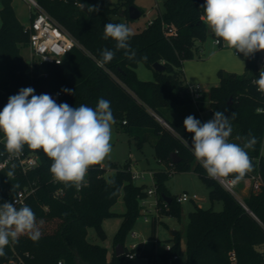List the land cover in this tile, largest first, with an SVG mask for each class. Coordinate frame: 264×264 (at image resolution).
I'll list each match as a JSON object with an SVG mask.
<instances>
[{
    "label": "trees",
    "instance_id": "obj_1",
    "mask_svg": "<svg viewBox=\"0 0 264 264\" xmlns=\"http://www.w3.org/2000/svg\"><path fill=\"white\" fill-rule=\"evenodd\" d=\"M37 1L79 41L81 48L73 49L59 65L30 64L22 55V49L29 46L30 33L17 18L12 0H0V102L3 107L10 96L26 87H32L36 95L41 87L49 88L61 94L55 99L58 104L67 103L71 107L84 104L95 108L99 99L109 100L117 129L134 137L140 146L150 143L160 161H172L171 153H177L181 161L175 164L176 169L197 173L207 185L212 203L223 204L222 211L196 207L189 214L184 235L185 264H264V94L252 83L264 64L259 67L248 62L243 75L220 70L219 83L210 89L208 102L201 96L195 103L183 78L182 66L185 60L193 58L194 50H199L196 41H206L210 33L215 37L201 19L205 0H166L164 12L151 25L130 37V47L136 53L134 59L125 56V50H116V42L104 39L103 33L105 24L121 23L119 17L128 15L135 0L116 4L105 0ZM85 5L89 14L83 10ZM170 29L177 35L168 34ZM103 49L114 51L115 56L100 67L97 61ZM258 55L259 52L256 59ZM139 63L154 71L155 80L138 79ZM156 63L164 64L165 70H154ZM64 88L72 89L74 94L63 92ZM192 105L196 112L204 111L205 106L212 115L216 111L224 112L232 125L230 142L243 145L249 132L256 138L254 147L247 149L252 170L245 176H261L263 184L259 191L248 189L240 200L210 178L196 162L191 150L192 134L168 116ZM233 112L235 119H231ZM193 116L200 120L197 115ZM24 151L37 155L40 167L27 178L17 174L13 179L6 171H0V196L7 200L8 193L22 188L26 180L39 178L40 188L26 205L35 213L38 224L43 221L42 235L35 242L27 235L20 236L18 243L5 248L6 255L0 257V264H77L76 253L85 264H128L129 253H135V258H147L149 264H181L180 258L172 260L176 255L180 257V232L169 240L175 242L172 250L164 251L153 262L154 249L131 251L124 245L125 235L143 212L141 202L147 196L143 187L134 184L129 167L112 166L115 173L106 177L107 169L101 165L91 166L87 186L77 190L62 183L54 184L49 171L52 162L42 150L33 151L25 146ZM167 177L164 172L155 175L159 215L181 220L182 210L177 199L173 197L168 204L162 196L171 197L164 183ZM60 188L64 195L56 198L55 192ZM121 194L126 211L115 237L113 257L108 261V249L103 244L107 239L103 221L115 215L112 208ZM157 224L155 216L151 221L153 239ZM91 229L94 235H90ZM118 245L125 249V254L119 257L115 253Z\"/></svg>",
    "mask_w": 264,
    "mask_h": 264
},
{
    "label": "clouds",
    "instance_id": "obj_2",
    "mask_svg": "<svg viewBox=\"0 0 264 264\" xmlns=\"http://www.w3.org/2000/svg\"><path fill=\"white\" fill-rule=\"evenodd\" d=\"M202 8L201 19L216 37L217 44L223 42L236 55L240 53L245 57L264 51V0H205ZM132 35L124 23L104 26L103 38L113 39L116 50H125L129 59L136 55L129 44ZM114 56V51L103 49L98 66L103 67ZM252 83L264 94V69ZM62 91L74 94L72 89ZM34 93L32 87L21 88L9 97L0 111V133H3L8 161L18 159L25 146L33 151L42 150L52 162L49 171L53 181L81 190L87 186L89 168L103 165L112 151L115 120L111 103L101 98L95 108L84 104L71 107L67 103L58 104L49 94ZM235 117L233 112L231 119ZM183 126L192 134L191 150L195 159L210 178L232 177L234 182H239L252 170L247 149L254 147L256 138L249 132L243 145L230 142L232 125L224 112H214L213 117L203 123L189 115ZM15 167L11 164L7 176H14ZM42 224L43 221L38 224L35 213L27 205L18 208L15 202L0 204V257L5 256V248L18 243L22 235L38 241Z\"/></svg>",
    "mask_w": 264,
    "mask_h": 264
},
{
    "label": "rangeland",
    "instance_id": "obj_3",
    "mask_svg": "<svg viewBox=\"0 0 264 264\" xmlns=\"http://www.w3.org/2000/svg\"><path fill=\"white\" fill-rule=\"evenodd\" d=\"M105 1L116 4L124 0ZM165 1L166 0H135V6L143 12L142 16L137 20H128L127 17L120 16V22L126 24L131 29L132 33L140 32L148 26L150 21H153L164 12ZM12 5L21 24L24 27H28L30 24L28 4L23 0H12ZM1 9L2 4L0 3V11ZM195 45L201 48L198 51L194 50L193 58L184 61L182 66L183 78L189 87L201 88L203 99L206 102H208L210 89L219 83L218 73L220 70L226 73L243 75L246 73L247 62L253 63V65L258 64L259 67L263 65L262 60L264 51L259 52L257 59L256 53L250 57H245L240 53L236 55L232 49L217 47L214 44V37L211 33L206 41H196ZM22 55L30 64L36 62L29 46L22 49ZM136 73L138 79L141 81L155 80L154 71L144 63H139L136 68ZM193 114L197 115L202 122H206L213 117L208 108L203 112H196L193 105L185 110L180 109L176 112L173 111L172 114H168V116L171 117L172 120L183 124L184 119ZM111 145L112 151L103 165H101L108 170L105 175L106 177H110L115 173V169H113L112 166L118 167L119 169L131 167V171L134 173L137 172L142 176L141 178L133 179L134 184L143 187V189L147 191L149 189L157 190L154 179L150 174L155 176L156 174L164 172L168 175L164 183L171 198L174 197L177 199L184 193H187L189 196H198L199 200L197 201L185 199L180 203L182 210L181 220L167 214L158 215L156 211V200L158 196L156 194L145 196L141 202L143 212L137 217L131 229L126 233L124 240V245L129 249L134 244L139 245L143 249H154L156 258H152L151 262H153L155 259H159V255L165 251L167 245L173 246L175 244L174 241H169L172 238L171 231L180 232V259L181 264H185L187 255L184 235L186 226L189 222V214L194 211L196 207L202 209L213 208L215 211H222L223 204L221 202L212 203L209 197V189L197 173L194 171H179L172 161H160V159L156 158L155 149L150 143L140 146L134 137L130 136L122 129H117L114 124L112 126ZM262 153L264 155V143ZM196 162L198 161L196 160ZM236 191L240 200L248 193V189L242 184L236 188ZM112 211L115 215L103 221V227L107 234V239L103 244L108 251L112 253L110 257L108 256V260H111L113 257L115 237L123 223L122 215L126 211L123 194L119 197ZM146 212H148V221L145 220ZM155 216L158 219V224L156 237L153 239L151 221ZM89 233L90 235H94L92 229ZM149 263L150 261L145 257L131 258L128 262V264Z\"/></svg>",
    "mask_w": 264,
    "mask_h": 264
},
{
    "label": "built area",
    "instance_id": "obj_4",
    "mask_svg": "<svg viewBox=\"0 0 264 264\" xmlns=\"http://www.w3.org/2000/svg\"><path fill=\"white\" fill-rule=\"evenodd\" d=\"M28 4V9L30 11V24L27 30L30 33V41L29 47L32 52L33 58L36 60L33 64L45 65V64H56L59 65L68 56V54L75 48H81L79 41L71 35L67 30H65L49 13H47L42 6L39 4L37 0H23ZM152 21L148 23L151 25ZM168 34L176 36L177 34L173 30H169ZM214 44L219 48H225L226 46L221 42L220 44L216 43V37H214ZM238 54V53H237ZM262 64H264V56L262 60ZM188 92L196 103L200 100L202 96L201 88H193L189 87ZM59 93L57 96H60ZM162 123H164L161 119H159ZM165 124V123H164ZM166 125V124H165ZM0 171L8 172L11 164H15V174L11 176V178L15 179L17 174H21L23 177L27 178L32 172H35L40 167V158L35 154H27L23 150V154L18 159H13L8 161V154L5 152L3 137H0ZM6 161H8L6 163ZM131 171V170H130ZM133 179L141 178V174L137 172H132ZM150 176L154 179L155 176L150 174ZM53 180V179H52ZM225 190L230 192L232 195L238 197L236 188L241 184L246 189H252L257 192L260 190L263 181L260 175H251L245 176L239 182H234L232 177L229 178H216L215 179ZM40 179L34 180H26L24 186L14 193H8V199L3 200L0 196V204L3 202H15L17 207L22 205H26L28 200L36 194L38 189L40 188ZM54 182V181H53ZM54 184H59V182H54ZM147 195H157V190L149 189L146 191ZM64 195V190L62 188L58 189L55 192V197L60 198ZM185 199H191L193 201L199 200L198 196L193 195L189 196L187 193L182 194L177 198L179 203L183 202ZM156 211L159 215V201L158 198L156 200ZM145 215V220L148 221V212ZM136 236V235H134ZM129 249V248H128ZM142 249L139 245L134 244L129 249L131 251H137ZM172 250V246L167 245L165 248L166 252H170ZM135 253H129L127 256L129 259L135 258ZM180 258L179 256H174L172 260H177ZM171 260V261H172ZM110 261V260H108ZM59 264H63L59 262Z\"/></svg>",
    "mask_w": 264,
    "mask_h": 264
},
{
    "label": "water",
    "instance_id": "obj_5",
    "mask_svg": "<svg viewBox=\"0 0 264 264\" xmlns=\"http://www.w3.org/2000/svg\"><path fill=\"white\" fill-rule=\"evenodd\" d=\"M83 10L89 14V9L88 7L85 5L83 7ZM123 17H126L128 16V18H130L131 20H137L141 17V10L136 7V6H131L129 7L128 9V15H122ZM153 68L154 70L158 71V72H163L165 70V66L164 64L162 63H156L153 65ZM39 94H49L50 96L53 97V99H56L57 98V94L53 91H51L49 88H46V87H41L39 90H38ZM3 110V105L2 103L0 102V111ZM171 160L174 164H178L180 163L181 161V158L179 157V155L177 153H171ZM163 199L168 203V204H171L172 203V198L163 194ZM177 234V231H171V236L174 237L175 235ZM115 253H116V256H122L125 254V249H124V246L123 245H118L116 248H115ZM76 263L77 264H85L83 263L80 255L78 253H76Z\"/></svg>",
    "mask_w": 264,
    "mask_h": 264
},
{
    "label": "crops",
    "instance_id": "obj_6",
    "mask_svg": "<svg viewBox=\"0 0 264 264\" xmlns=\"http://www.w3.org/2000/svg\"><path fill=\"white\" fill-rule=\"evenodd\" d=\"M199 47V50H200V46H198ZM248 63V62H247ZM247 65V64H246ZM205 103H207L206 101H205ZM207 108V106H205V109ZM203 112V111H202ZM211 112V111H210ZM264 143V142H263ZM262 150H263V148H262ZM262 156H263V158H264V155H263V153H262ZM129 169L131 170V167H129ZM133 172V171H132ZM112 255V253L110 252V251H108V256L110 257Z\"/></svg>",
    "mask_w": 264,
    "mask_h": 264
}]
</instances>
